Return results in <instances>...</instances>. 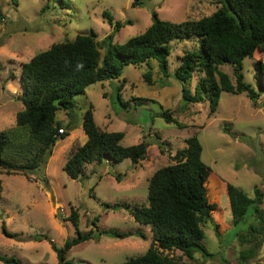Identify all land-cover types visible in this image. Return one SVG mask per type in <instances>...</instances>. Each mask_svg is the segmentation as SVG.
<instances>
[{
    "label": "rangeland",
    "instance_id": "1",
    "mask_svg": "<svg viewBox=\"0 0 264 264\" xmlns=\"http://www.w3.org/2000/svg\"><path fill=\"white\" fill-rule=\"evenodd\" d=\"M217 2L0 0V131L13 126L12 115L23 109L18 80L20 65L50 45L70 41L78 34L93 31L98 41L105 38L113 31L102 18V12H108L114 22L122 24L113 35L114 43L122 44L151 24L152 12L162 20L176 23L198 20L211 15L219 7ZM198 47V38L174 40L170 43L167 76L158 73L156 62L150 67L128 65L118 80L87 86L84 94L73 97L74 107L68 113L57 112L60 127L66 129L70 123L71 130H65L68 136L56 143L47 163L24 174L0 173V256L13 257L21 264H58L43 236L58 247L66 239L76 237L67 219L71 208L78 214V230L83 234L90 230L94 234L103 230L140 231L144 237L133 235L120 240L102 235L98 242L89 240L74 246L66 256L69 264H120L142 255L152 240L149 227L134 222L127 208L112 206L125 205L131 209L147 205V178L158 168L173 163L175 152L194 134L202 147L201 161L223 182L231 183L250 198L258 187L263 193L261 208L264 210V93L252 103L245 93L222 92L212 115L207 100L187 103L174 71L180 57ZM257 61L264 63V52L256 51L242 63L244 81L253 86ZM219 70L235 84L231 66L223 64ZM148 71L152 74L151 84L143 78ZM196 82L197 75H194L188 87L191 94ZM7 84L18 89L17 95L8 93ZM89 105L101 129L124 134L123 146L147 142L146 159L138 164L129 159L114 164L105 161L85 164L84 176L70 179L62 166L70 152L84 141L81 121ZM165 110L181 127L164 121L161 114ZM158 142L165 143L163 153ZM212 201L217 204L213 220L219 226L220 237L210 222L200 225L204 233L202 243L212 256L195 253L193 260H189L178 250L164 253L173 257L176 264H264V245L255 258L248 262L239 260L242 249L239 236L252 222L248 216L251 208L239 224L233 225L227 197L215 195ZM2 223L8 232L21 236L5 237L1 232ZM0 264L4 263L0 261Z\"/></svg>",
    "mask_w": 264,
    "mask_h": 264
},
{
    "label": "trees",
    "instance_id": "2",
    "mask_svg": "<svg viewBox=\"0 0 264 264\" xmlns=\"http://www.w3.org/2000/svg\"><path fill=\"white\" fill-rule=\"evenodd\" d=\"M217 3L219 7L211 15L178 23L162 20L152 12L151 24L122 44L113 41L114 33L122 24L114 22L104 11L102 18L113 31L105 38L98 41L93 31L78 34L70 41L50 45L22 63L19 85L23 109L16 113L13 126L0 131V173L24 174L44 166L56 143L65 139L71 130L68 123V131L63 128L64 133H58L61 127L56 121L57 112L68 113L74 107L73 97L84 94L87 86L118 80L128 65L150 67L156 62L158 73L167 76L170 43L174 40H199L197 50L184 53L174 71V77L182 86V98L187 103L207 100L210 115L217 110L222 92L245 93L255 103L264 93V63L257 61L254 66V86L244 81L242 63L244 59L252 58L256 51L264 52V0H218ZM223 64L232 67L235 84L219 70ZM194 75H197V82L191 94L188 87ZM143 78L148 84L152 83L150 71ZM119 90L120 86L117 87ZM161 116L166 123L181 127L169 111H163ZM81 128L86 141L70 152L62 166L72 180L84 176L85 164L103 161L114 164L125 159L138 164L147 157V142L123 146L124 134L101 129L94 121L91 105L82 115ZM184 143L185 146L172 157L173 163L158 168L147 178V205L131 209L125 205L112 206L127 208L134 222L149 227L152 234L145 253L120 264H176L173 257L164 253L172 250L180 251L189 260H193L195 253L212 256L202 243L204 233L200 225L210 222L220 237L219 226L213 220L217 213V204L212 201L215 195L227 197L233 225L239 224L251 208L248 216L252 222L239 236L242 247L239 260L248 262L255 258L264 245L261 190L255 187L250 198L231 183L223 182L201 161L202 147L195 134L187 137ZM157 145L163 153L165 143L158 142ZM116 180L119 181L118 177ZM1 193L0 181V199ZM67 219L72 223L76 237L66 239L58 247L43 236L55 252L58 264H69L66 256L74 246L89 240L98 242L102 235L120 240L133 235L144 237L140 231L103 230L94 234L90 230L83 234L78 230V214L72 208ZM1 232L8 238L21 236L8 232L4 223ZM0 261L21 264L13 257L0 256Z\"/></svg>",
    "mask_w": 264,
    "mask_h": 264
},
{
    "label": "crops",
    "instance_id": "3",
    "mask_svg": "<svg viewBox=\"0 0 264 264\" xmlns=\"http://www.w3.org/2000/svg\"><path fill=\"white\" fill-rule=\"evenodd\" d=\"M20 76V75H19ZM18 80H19V78H18ZM20 86V85H19ZM7 88H8V93H10L11 95H17V93H18V89L16 88V87H14V86H12L11 84H7ZM20 91H21V88H20ZM21 111V110H20ZM17 112H19V111H17ZM17 112H15L13 115H12V119L13 120H15V116H16V113ZM14 123H15V121H14ZM86 141V136L84 135V141H83V143ZM82 143V144H83ZM81 144V145H82ZM10 176V175H9ZM1 181V180H0ZM36 206V205H35ZM65 221H67L66 219H65ZM40 242H37V244H39ZM49 245V244H48ZM49 248H47L48 250H49V253L51 254V255H53V258H55V256H56V254H55V252L51 249V247H50V245L48 246ZM52 251V252H51Z\"/></svg>",
    "mask_w": 264,
    "mask_h": 264
},
{
    "label": "built area",
    "instance_id": "4",
    "mask_svg": "<svg viewBox=\"0 0 264 264\" xmlns=\"http://www.w3.org/2000/svg\"><path fill=\"white\" fill-rule=\"evenodd\" d=\"M58 133L59 134H63L64 133V130H63V128L61 127L60 129H58ZM63 211V210H62Z\"/></svg>",
    "mask_w": 264,
    "mask_h": 264
}]
</instances>
